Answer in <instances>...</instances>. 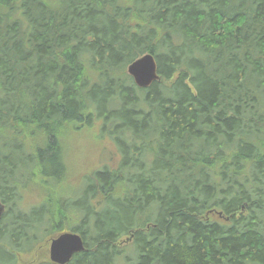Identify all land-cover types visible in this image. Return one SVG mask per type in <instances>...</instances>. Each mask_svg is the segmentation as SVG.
Masks as SVG:
<instances>
[{
  "label": "trees",
  "instance_id": "1",
  "mask_svg": "<svg viewBox=\"0 0 264 264\" xmlns=\"http://www.w3.org/2000/svg\"><path fill=\"white\" fill-rule=\"evenodd\" d=\"M146 52L160 79L139 88ZM95 121L120 157L71 214L60 140ZM19 168L53 192L33 221ZM0 203L13 264L68 230L85 246L68 264H264V0H0Z\"/></svg>",
  "mask_w": 264,
  "mask_h": 264
},
{
  "label": "rangeland",
  "instance_id": "2",
  "mask_svg": "<svg viewBox=\"0 0 264 264\" xmlns=\"http://www.w3.org/2000/svg\"><path fill=\"white\" fill-rule=\"evenodd\" d=\"M194 57H197V55H194L193 58ZM113 136L114 134L111 132L110 134L101 133L99 131L98 121H95L91 128L82 129L81 127L73 129L66 133L60 140L64 147L63 160L66 171L62 178L60 188L58 187L57 189L59 192L55 193L54 197H61L63 195L67 200L66 204L69 213L74 212L76 214H83L84 211L80 206L85 202L89 206L94 203L93 199L86 198L83 195L86 181L90 174L101 166L108 165L112 167L118 163L120 151ZM28 171L29 170L22 168L16 171V177L19 178L18 181L21 184V187L17 190V195L19 196V206L22 208L20 210L23 211L22 214H25L26 219L33 221V219L28 218L29 216L32 218V214H34L30 213V208L32 206H40L42 201L47 198H53V192H50V187L42 183L43 179H32V175L30 174L31 170ZM209 214L212 220L223 222V219H219L217 213L211 212ZM91 227H93V219L91 221ZM12 229L15 233H18L20 230H26V228L19 229L15 227ZM43 230L44 226H41L35 230L29 229L28 232L35 238L42 239ZM126 238L128 239V236L122 237L119 241V247L123 248L125 252L119 260L120 262H125V258L132 260L136 256L135 250L131 247L132 239L126 241ZM24 247H26V245ZM47 262H50L48 259V247L40 248L36 246L35 251L33 249L29 253H16L15 264H42ZM127 263L126 261L124 264ZM0 264L13 263H11L6 256L2 255L0 251Z\"/></svg>",
  "mask_w": 264,
  "mask_h": 264
},
{
  "label": "water",
  "instance_id": "3",
  "mask_svg": "<svg viewBox=\"0 0 264 264\" xmlns=\"http://www.w3.org/2000/svg\"><path fill=\"white\" fill-rule=\"evenodd\" d=\"M126 71L139 88L148 87L160 79L156 60L149 52L133 60ZM2 211L3 205L0 203V216ZM84 250L81 236L70 230L61 232L48 241V259L53 264H68L75 253Z\"/></svg>",
  "mask_w": 264,
  "mask_h": 264
},
{
  "label": "flooded vegetation",
  "instance_id": "4",
  "mask_svg": "<svg viewBox=\"0 0 264 264\" xmlns=\"http://www.w3.org/2000/svg\"><path fill=\"white\" fill-rule=\"evenodd\" d=\"M71 261V260H70Z\"/></svg>",
  "mask_w": 264,
  "mask_h": 264
}]
</instances>
